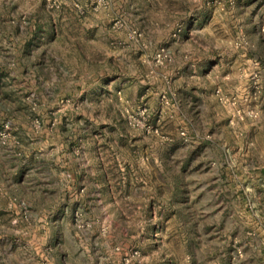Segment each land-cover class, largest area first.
Listing matches in <instances>:
<instances>
[{
    "label": "rangeland",
    "instance_id": "obj_1",
    "mask_svg": "<svg viewBox=\"0 0 264 264\" xmlns=\"http://www.w3.org/2000/svg\"><path fill=\"white\" fill-rule=\"evenodd\" d=\"M0 264H264V0H0Z\"/></svg>",
    "mask_w": 264,
    "mask_h": 264
}]
</instances>
